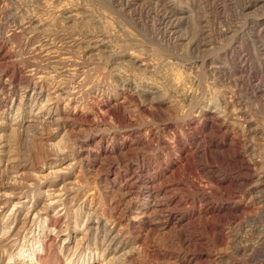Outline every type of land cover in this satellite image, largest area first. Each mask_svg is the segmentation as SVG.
I'll use <instances>...</instances> for the list:
<instances>
[{
    "label": "bare ground",
    "instance_id": "bare-ground-1",
    "mask_svg": "<svg viewBox=\"0 0 264 264\" xmlns=\"http://www.w3.org/2000/svg\"><path fill=\"white\" fill-rule=\"evenodd\" d=\"M7 1L12 0H0V34L7 43H14L23 37L24 40L19 39L14 59H10L13 57L6 44H0V72L3 74L0 118L12 113L13 106L9 107L12 99L17 105L14 126L7 135L10 142L5 145L9 150L8 159L0 177V264H141L143 257L153 258L157 252L150 242L158 227L154 224L178 231L182 249H187L192 242L188 233L196 229L198 220L202 218L223 213L241 217L249 211L251 204L264 213V149L258 150L255 145L258 141H254L258 138L264 141V128L256 118L261 112L255 113L260 110L259 104L264 106V0H250L242 5L241 15L249 20L243 32L234 30V26L227 27L222 17V20L218 18L219 29L215 24L212 26V14L209 15L207 10H213L214 4L219 1L226 7H233L236 0H193L192 3L189 0H114L124 10L138 5L148 10L156 20L161 42L168 46L170 53L173 49L175 52L172 54L175 61L166 62L167 71L148 65L147 62L152 61L148 59V53L153 49L148 51V47L140 46V40L138 51L126 55L122 53L123 46L114 43L112 54L107 58L113 55L116 61L108 59V62H103L105 66L100 61L95 63L98 66L89 70L83 65L88 63L83 54L92 46H111L113 41L110 39L114 38L111 22L100 21L110 27L107 34L111 38H107L105 34L93 31L90 17H94L95 13L88 8L77 6L67 14L60 13V9L59 14L47 15L43 6L29 9L24 5L32 0H16L18 6L11 2L8 5ZM252 7L263 10L257 15V20L250 19L247 13ZM218 14L221 15V12ZM185 21L194 31L193 36L182 33L181 22ZM127 35V41L131 39L135 42L133 36ZM106 40L109 42L106 43ZM121 53L122 56H118ZM80 58L82 63L78 61ZM89 62L93 65L92 61ZM99 65L108 70L113 83L110 86L97 83L95 91L109 98L112 92L119 93L128 102H138L143 112L169 108L167 104H171L177 112L176 118L187 124L179 131L173 125L175 121L164 124L163 128H145L143 124L138 126L136 121L127 123L122 117L125 115L121 114L123 107L117 103V107L109 106L107 109L108 116L116 124L108 125L111 126L106 134L112 135V139L106 148H97L101 138L92 148L94 154L89 150L87 156L79 160L77 156L68 154L72 147L66 142L63 147L59 141L61 137L58 141L56 136L45 138L48 131L56 133L62 126L59 122L64 119L51 107L52 102L66 97L79 103L77 94L83 85L79 82V91H76L77 78L81 74L86 76L81 79L84 84ZM124 65L133 71L136 67L138 77L135 76V81L125 79L121 72ZM141 79L155 84L145 85L140 82ZM33 82L35 94L28 99L26 93ZM46 87H49L47 99L38 101L39 95L44 97L42 92ZM245 87L249 92L245 91ZM19 95L21 99L17 102ZM28 104L30 115H22ZM44 113L47 117L42 116ZM97 113L96 118L103 114L100 111ZM194 115L196 118L188 122V118ZM242 136L246 140L244 146L239 141ZM114 140L119 141L116 147H113ZM170 141L176 143L179 155L175 159V170L167 174L157 167L158 164L153 167L152 162L153 156L156 162L160 160L159 153L167 159L172 156ZM42 145L47 146L49 160L36 168L34 155ZM75 146L76 142L73 150ZM209 147L231 153L230 157L224 155V160L231 158L240 164L243 178L235 181L247 186L248 190L244 198L236 195L232 207L216 206L207 199L202 201L196 212L193 210L195 203L191 204L183 195V191L189 192L188 184L181 182L174 189L168 186V182L181 170L183 163L191 161V156H204ZM239 149L245 150L244 154ZM140 151L143 154L139 157ZM90 158L103 160L107 173L113 174V177L104 179L105 194L94 193L95 188L89 187L82 198L80 190L84 186L74 176V170ZM99 170L100 167L97 168ZM206 172L208 179L215 182L216 171L210 169ZM235 181L230 179L228 182L233 184ZM195 187L198 189V186ZM246 200L247 203H244ZM123 208L129 210V216L123 213ZM36 227L39 229L37 235ZM223 232H220L222 242L225 240ZM240 232L233 236L235 244L228 259L220 258L218 263L264 264V219L262 225H256L249 231L241 228Z\"/></svg>",
    "mask_w": 264,
    "mask_h": 264
},
{
    "label": "rangeland",
    "instance_id": "rangeland-1",
    "mask_svg": "<svg viewBox=\"0 0 264 264\" xmlns=\"http://www.w3.org/2000/svg\"><path fill=\"white\" fill-rule=\"evenodd\" d=\"M189 1H190V3H192L193 0H189ZM196 1L197 2H203L204 0L203 1L202 0H200V1L196 0ZM249 1L250 0H236V5L233 7H230V6L226 7L224 5V3L219 1V2H216L217 4L216 3L214 4L215 8H213V10L207 8L208 12L210 13L209 15L212 14L210 16L211 17L210 19L212 20V26L215 24L214 26L218 27V29H219L220 24L218 22H220V20H222L221 19V17H222L223 21L226 22L225 24H227V27L233 28V26H234V28H233L234 30H237L238 32H240L242 30V32H243L244 27H245L247 21H249V20L247 19L246 16L241 15V10H242V5L245 4L246 2L248 3ZM10 2H11V4H15L16 6H18L16 0L15 1L14 0L7 1L6 3L9 5ZM115 2H117V1H114V0H32V2H29V3L25 2L24 5L28 8L30 7L29 9H31V7L34 8L33 6H43L45 8L47 15H53L55 12L59 14L60 9H61L60 13L63 12L65 14H67L70 11L75 10L78 7L79 8L82 7L85 9L88 8L91 11L93 10V12L95 13L94 17H92V16L90 17L92 20V23H93L92 24L93 31H95V33H98V34H105V36L107 38H111V36H109V34H107V32H110V27L107 26V27H109V28H107L106 25L101 24L100 21L111 22L114 26L112 28L114 30H111V33L114 35L113 36L114 38L110 39L111 41H113V43H112L113 45L111 44V46H109L108 44H104V45L99 44L97 46V48L95 46H92L89 49H87L85 51V53L83 54L84 59L89 63V64L85 63L83 65H85V67H88L89 70L91 67L98 66L95 63H99L100 61H102V64H103V62H108V59L111 60L112 62L116 61L115 57L113 58V55L109 56V58H107L108 55L112 54V47H114L115 44L122 45L123 46V52L122 53H123V55L124 54L126 55L129 53L135 52V50L138 51V47H137L138 46V40H140L141 41L140 46H143L146 48L148 47L147 48L148 51L151 48L153 49V51L151 50V51H149L150 53H148V56H149L148 59L152 60L151 62H147L148 65L150 67L152 65H156L157 68H158V66H159V68L162 67V68H160L161 70L163 68H165L162 71H167L168 70L167 69L168 68L167 63H169L170 61L171 62L175 61L174 60L175 57L172 56V54H174L175 52H174V49L172 50V47H171V50L173 53L172 52L170 53V51L168 50L169 49L168 46H166L163 42H161L162 40H160V38H159L160 32L155 25L156 20L153 19L152 16H150L148 10L147 11L143 10L142 8H139L138 5H133L131 10L130 9L124 10L121 8L122 7L121 5L117 6V4ZM69 3H71L72 5ZM24 5H22V6H24ZM73 5H74V7H73ZM183 5L185 7V10H187V8H186L187 4L184 3ZM223 5H224V7H223L224 9L222 8ZM56 6H58V7L55 10L54 8ZM217 6H219V7H217ZM64 7H65V9H64ZM66 8H69L70 10L69 9L66 10ZM256 8L257 7H252L250 10L247 11L248 15L250 16L249 17L250 19H256L257 20V18H258L257 15L262 14L261 12H263V10H261L260 8H257V9L261 10V11L260 10L257 11ZM222 10H225V11L222 12ZM218 12L219 13L221 12V15H219ZM199 14H200V16L202 15V10ZM68 16H69V14H68ZM102 16L105 18H103ZM106 16H107V18H106ZM251 17H253V18H251ZM218 18H220V20H218ZM181 23H183V24H181L182 33L187 34V35L189 34V36H191V35L193 36L194 31L188 25V23L186 21L181 22ZM107 29H108V31H107ZM207 30H209V29H207ZM126 33L128 34L127 36H129V37H130V35L133 36L134 38H132V39H134L135 42L131 39H129V41H127L128 38H126ZM100 38L103 39L102 36ZM19 39L24 40V37L18 38L14 43H7V40L4 38V36L2 34H0V44H6V46L8 47L7 51H10L11 57H13L10 59L15 58V54L18 51L17 45H18V42L20 41ZM122 40L127 41V43L122 41ZM108 42H109V40H106V43H108ZM131 49H133V50H131ZM124 50H126V51H124ZM109 51H110V53H108ZM122 53H121V55H118V56H122ZM105 54H106V57H105ZM114 55L117 56V54H114ZM148 56H146V57H148ZM170 58H173V59H170ZM182 58H183V60L186 59L185 57H182ZM87 59L89 61H92L93 63L92 62L91 63L93 65H91ZM78 61L79 62L82 61L81 58ZM121 61H123V60H121ZM157 62L159 65L157 64ZM80 63H82V62H80ZM145 65H147V64H145ZM18 66L21 67L22 64H21V66L20 65H18ZM100 66L101 65H99V68H97V70H96L97 72L93 71V72H91L92 75L90 77H88L90 74L87 76L88 77L87 81H85L84 84H83V81L81 79H84L86 76L82 77V74H81V76L79 75V77L77 78L78 84H76V86H75L77 88L76 91H79L78 90L79 82H81L82 84L81 83L80 84L83 85L82 87H80L81 92L77 94V98H79V100H80L79 103L77 101H70V99H68L66 97H65V99L54 100L52 102L51 107H53L54 110H57L58 116H60L64 119H63V121L59 122V124L62 126H60L58 128L57 132L51 133L50 131H48L45 138L50 139L52 136H56L57 137L56 141H58L59 138L61 137L59 141H61L63 147H65L64 142H66V145H69V146L71 145L70 147L73 148L74 143L76 142V144H77V147L75 146L76 149L73 150L71 148L72 151L70 149L68 151V154H71V155L73 154L74 156H77L78 160L85 158L87 156L89 150H90L89 153L92 151L91 154H94L95 152L92 148L98 142V140H100L101 138H102V141L98 145L97 148H100V149L106 148L107 144L112 139V135L110 136L109 134H106V130L111 126V125L110 126H108V125L109 124L113 125L114 123L116 124L115 120L111 116H108L107 109L109 106L117 107L116 106L117 103L122 105L123 112L121 114L125 115L122 117H123V120H124V117L126 118V120L128 121V122L126 121L127 123H129L130 121H132V122L136 121V124H138V126L143 124V126L145 128H147V127L148 128L149 127L150 128H159V127L163 128L166 125V123L172 124V122L175 121L173 125L178 130L180 129L179 131H181L182 130L181 128L184 127L185 124H187V122H185L183 120L181 122V120L179 121V119L176 118L177 112L174 111L173 106L172 107L170 106L171 104L170 105L167 104V107H169V108L164 107V109L163 108L159 109L160 111L158 109H150L149 110L150 112L146 111L147 112L146 113L145 111L143 112L140 109V104L138 102H135V101L132 103H131V101L128 102V100L125 99L124 96L119 95V93H113L112 92V97L110 96V98H109L108 96H106V95L103 96L102 94H100V92L95 91V87H96L97 83H99V84L102 83L105 86H110L113 83V81H112L113 78L112 77L110 78L108 70H106L105 67H103V66L100 67ZM125 66L126 65H124V68L121 70V72H123L125 75V79H128V80L130 79L131 81L132 80L135 81V76L138 77V70H136V67H134L135 71H133V69L131 67H128V66L125 67ZM173 68H175V67H172V69ZM72 72H74V71H72ZM1 75L3 76V74L0 72V82H1V79L3 78ZM34 82H38L37 79H34ZM34 82L32 83V86L29 88L28 93H26V95L28 96V99L31 97V95L35 94V93H33L34 84H35ZM140 82L144 83L145 85L149 84L150 86H154V84H155L149 80H143V79H141ZM45 86H47V85H45ZM48 89H49V87H46V90L42 92V95H44V97L41 98L39 95V97L37 99L38 101H41V100L45 101L47 99L46 95H47ZM246 89L247 88L245 87V91L249 92L248 91L249 89L248 90H246ZM38 91H40V90L38 89ZM20 97H21V95L18 96L17 102L20 101V99H21ZM204 97H206V96H204ZM12 101H13V99L9 103V107L13 106V109L11 110L12 113L6 114L0 118V152H1L0 153V177H1V173L3 171V166L6 165L5 161H7V159H8L7 157H8L9 150L5 148V145H6V143L9 144V142H10L9 137H8L9 133H10L9 130H10L11 126H14L13 122H14L15 114H16V110H17V105L13 104ZM27 102H28L27 99H25V104H27ZM258 106H260V108L258 107L260 110L255 111V113L256 112L257 113L261 112V113L260 114L258 113V115L256 114L257 115L256 118H258L261 121V127L264 128V123L262 124V120L264 121V106L262 104L261 105L259 104ZM30 110H31V107L28 104L27 106H25L24 112H22V115H26V116L30 115L29 114ZM98 111H100L103 114L99 118H96ZM262 112H263V114H262ZM196 115H194V117L193 116L189 117L188 122L193 121L191 119L196 118ZM42 116L47 117L46 113L42 114ZM108 117H110V118H108ZM22 118L23 117H21L20 119H22ZM169 119H171V120H169ZM138 121H141V122H138ZM144 121H146V122H144ZM177 121L181 122V124ZM143 131H144V129H143ZM229 134L232 135V133H229ZM243 136L239 140L242 143L241 146H244L246 143V140H244L246 138L244 136V139H243ZM63 139L65 141H62ZM258 139H255L254 141H258L259 144L257 142H254L253 144L257 143L255 145H257L256 147L258 150L264 149V145H263L264 141H262V139H259V140ZM118 143H119V141L114 140L113 141V147L118 146L119 145ZM170 144H171L170 146L172 147L174 154L172 153V156L168 157V159H167V157L163 156L164 154L159 153V154H157V156H160V160H159L160 162L159 161H158L159 163L156 162V160L154 159L155 156H153L154 158H153V162H152L153 167L158 164L157 167L159 169L167 172V174H171L173 172L172 170H175V168H174L176 166L175 159L177 160L178 155H179V153H177L176 143L170 141ZM79 145L82 146L83 149L79 148L78 147ZM259 146H261V147H259ZM45 147H47V146H45V145L40 146V148H38L39 150L34 155L33 163H34V167H36V168H40L43 161L45 162V161L49 160L48 159L49 152H47V148H45ZM206 150H207V153L204 156H198V155L197 156H191V158H190L191 161L187 164L183 163L181 170L178 171V173H177V175H175V177H172V179H169L170 182H168V186H170L174 189L176 187H178L179 186L178 184L181 182H183L182 184H184V183L188 184L187 189H189V192L187 193V192L183 191V195L189 200V202L191 204L195 203V208L193 210L196 212L199 211V208L202 205V201L207 200V199L210 200V202L214 203V205L217 204L216 206H221V207H230L231 206L232 207L234 205L233 203H234L236 195L239 196L240 198H244V195L246 194V192L248 190L247 186H244L240 182L235 181V179L237 180V179L243 178V177H241L242 174H241V170H240V164L239 163L237 164L235 161L230 160L231 158L224 160L225 159L224 155H225V157H230L229 155L231 153L228 154L227 151L222 152L215 147H209ZM216 151H217V153H216ZM243 151L245 152V150L239 149V152L241 154H244ZM154 152H152V155ZM212 152H214V153H212ZM142 154H143V152H141V151L138 152L139 157ZM219 155L222 157L221 159H220ZM91 159H94V158H90L89 160H87L83 163H80V165H77L75 167V170H74V176L79 178V181L81 182V184L83 183V186L85 188V189L82 188L83 190H80V195L82 198H84V196H85L84 194L90 188H95L94 193L97 191L99 195L105 194L106 191H105V186H104V179L106 177H108V178L113 177V174L107 173V166L105 165L106 163H104L103 160H101V159L91 160ZM223 161H225V163ZM92 164H94V166ZM184 164H185V166H184ZM101 166H102V168H101ZM98 167H100L99 171H97ZM210 169L213 171H216L215 175H216L217 179L215 182L208 179V175H207L206 171H209ZM230 179H233L235 182L233 184L229 183L228 181ZM0 183H1V179H0ZM84 183H87V184L84 185ZM236 184H238V186ZM195 186H198V189H196L197 187H195ZM241 193H242V195H241ZM192 199H196V200L191 201ZM246 199H249V198L247 197ZM81 202H82V200H81ZM244 203H247V200ZM123 211H124L123 213L126 216L130 215V214H128L129 210H127L126 208H123ZM238 217L239 216H237V215L234 216L231 214H226V213L224 214L223 213L221 215L211 216L210 218L207 217V218H202V219L198 220V222H197L198 224H197L196 229L194 228L190 231V233H188V235L189 234L191 235L192 242H191V246L188 245L190 247H188L187 249H185V248L182 249L181 245H183V244H182L181 240L179 239L180 234L178 231H175V230L170 231V229H165L164 226L162 227V225H160L159 223L156 225L154 224V226H158V227L156 228V231L152 237L153 239L151 238L150 242H151V245H153L156 248L157 252L155 253V255H153V258L148 257V259H147V257L146 258L143 257L144 260L142 259L141 264H219L218 262L220 261V258H224L225 260H227L229 254L232 253V249H233V246L235 244V242H233V240H234L233 236L236 233H239L241 228H246L249 231V230H251L252 227H254L256 225H262V221L264 219V213H262V211L260 209H258V207H256L254 204H251V208L249 209V211L246 213H243L241 215V217H239L240 219ZM261 219H262V221L260 222ZM221 231L222 232L224 231L222 234L225 236V240H223V242H222V238H221L222 235L220 234ZM35 232H36V235L39 232V229L37 227H36ZM243 233H244V231H243ZM179 241L181 242V244ZM240 264H245V263L241 262Z\"/></svg>",
    "mask_w": 264,
    "mask_h": 264
}]
</instances>
